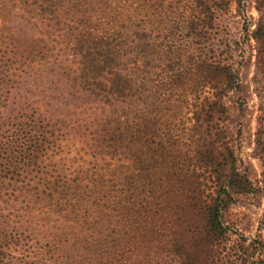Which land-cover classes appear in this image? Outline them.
Here are the masks:
<instances>
[{"label": "trees", "instance_id": "1", "mask_svg": "<svg viewBox=\"0 0 264 264\" xmlns=\"http://www.w3.org/2000/svg\"><path fill=\"white\" fill-rule=\"evenodd\" d=\"M0 264H264V0H0Z\"/></svg>", "mask_w": 264, "mask_h": 264}, {"label": "rangeland", "instance_id": "2", "mask_svg": "<svg viewBox=\"0 0 264 264\" xmlns=\"http://www.w3.org/2000/svg\"><path fill=\"white\" fill-rule=\"evenodd\" d=\"M249 14L250 15H252L253 17H257V15H258V13L254 10V9H251L250 11H249ZM253 124H252V128H253ZM252 131H253V129H252ZM244 153L245 154H248V153H250L251 152V146H247V147H245L244 148ZM251 164L253 165V167H254V169H255V171H256V173L258 174L259 173V166H258V163L255 161V160H251ZM262 209H263V203L258 207V208H252L251 210H250V213H251V222H250V224H251V229H250V233H248L249 234V236L251 237V236H253L254 235V233H255V229H256V223L254 222V220L257 218V217H259V215L261 214V212H262ZM241 211H243V209H241ZM244 211H245V209H244Z\"/></svg>", "mask_w": 264, "mask_h": 264}]
</instances>
